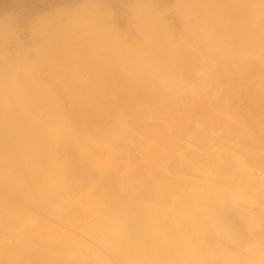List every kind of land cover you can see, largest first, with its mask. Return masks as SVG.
I'll list each match as a JSON object with an SVG mask.
<instances>
[{"label":"rangeland","instance_id":"374dc122","mask_svg":"<svg viewBox=\"0 0 264 264\" xmlns=\"http://www.w3.org/2000/svg\"><path fill=\"white\" fill-rule=\"evenodd\" d=\"M142 79L150 91L135 97L138 107L119 99V89L129 84L138 87ZM155 79H166V92H155ZM150 117L152 133L168 138L166 148L157 153L165 156L161 162L155 156L145 163L137 152L119 144V127L125 122L135 146L149 145L142 136L143 123ZM174 131L182 137L175 138ZM28 141L38 149L48 148L57 164L80 165L77 172H84L79 176L90 172L87 183L82 181L76 191L66 185L68 197L57 190L55 204L38 198L42 207L38 210L33 204L13 201L9 185L18 182L15 152ZM263 145L264 0H0V198H11L5 207L16 214L12 229L0 230V264H31L34 254L42 253L48 255L38 264H58L62 254L45 252L38 241L48 242L64 231L75 242L89 241L80 229L109 225L103 200L110 202L119 193V178L129 169L138 175L136 182L147 179L146 185L164 186L168 209L173 202L170 179L181 175L187 185L199 183L202 176L197 168H203L204 155L211 151L225 156L233 169L212 181L224 192L221 196L227 198L232 189L245 186L246 169L237 160L254 166L250 167L255 181L249 184L260 185L261 180L264 183ZM154 160H158L155 166ZM187 161L192 167L183 174ZM172 163L182 166L180 175L167 174ZM230 173L233 180L227 178ZM255 199L258 203L253 205L234 204L243 211L262 212L263 220L256 225L255 237H248V247L256 242L264 246V202L256 195ZM221 200L224 205L218 207L230 221L229 226L223 225L230 241L217 224L204 223L203 228L213 240L224 234L218 236L221 243H211L214 249L224 248L223 242L237 247L238 241L247 239L246 224L229 201ZM65 208L74 213L69 219L77 229L59 222L56 212L65 214ZM33 232L43 233L41 240ZM74 252L65 256L81 254ZM227 252L236 251L227 248ZM109 259L124 264L118 256ZM200 259L190 253L175 262L199 264L204 258Z\"/></svg>","mask_w":264,"mask_h":264},{"label":"bare ground","instance_id":"6f19581e","mask_svg":"<svg viewBox=\"0 0 264 264\" xmlns=\"http://www.w3.org/2000/svg\"><path fill=\"white\" fill-rule=\"evenodd\" d=\"M155 83L157 84V89L155 92L164 93L167 91L166 79H161V80L155 79ZM147 88L148 86L146 84V81H144L143 79L140 81V84L138 87L134 86V84H129L128 87H122V89H119V99H122L121 101L123 102L125 101V103L128 104L129 106H133L135 105L134 103L136 102L135 101L136 96L139 97L147 93V91H150L149 88L148 89ZM151 90L153 92L154 87ZM129 97L132 98V100L128 99ZM139 101L140 100L137 99V103ZM128 107H126L127 110H128ZM151 119L152 117L145 120L143 123L145 126V129H144L145 136H142V137L145 138L146 140L145 142L149 143V145L146 144V146L145 144L142 146V143H138V145L135 146L136 144L132 142L133 135L131 136L130 129L127 130L128 126L124 127L125 122H122L121 123L122 125H120L119 127L120 128L119 129V144L122 145L123 148L128 149L130 152H135V153L137 152L136 155L139 156L142 160H144L145 163H148L149 161L151 162L152 158L157 157L158 159L159 156L157 153L163 151V149L166 148L163 146L166 144V141L168 139L167 137H166L167 139L164 137V140L166 139V141H164L163 137L159 136L158 134L152 133V130L154 127L151 126L152 125L150 123ZM155 128H158V127H155ZM162 131L164 132V130ZM175 133L176 131H174V135H176ZM191 134H193L194 136V132H188V136H192ZM184 135H187V134L185 133ZM180 136L181 134H177L175 138L179 139ZM171 144L173 145V143ZM179 145L181 144H178L177 147L180 150ZM167 146L171 148V146L169 145ZM200 148L204 149V146ZM200 148H197V149H200ZM47 149L48 148H45L44 145L41 146L40 149H38L34 147V145L28 141L26 144H23L22 147L16 150L15 153L17 155L15 157H17V159H16V163H14L13 165H15L14 168L18 170V171L15 170V172L17 173L15 175H17L16 178L18 182H15L9 185L11 187L10 190L13 192L11 193L13 201L17 200L20 202H25V204H33L38 210L42 208L40 206L39 199L45 200V201L48 200L51 203H54L57 201V198H56L57 190L63 191L64 196L68 197V193H67L68 189L66 188V185H69L70 191H73V190L76 191L78 188H81L84 185V182L82 181H85V183H87L89 177L91 176L90 172H88V175L79 176L78 173L81 174L82 172H84L83 170H81L80 172H77V168H79L80 165L76 166L75 164L72 165V164H67V163L57 164L54 162V160L50 156ZM172 149L174 150V148ZM49 150L51 149L49 148ZM130 152H127V153H130ZM174 152L172 151L173 154H175ZM188 155H189V152H188ZM194 155L195 154H193L192 156ZM185 156H187V154ZM192 156L190 157V160L192 159ZM160 157H162V155ZM160 157H159L160 162L165 159V156H163L164 158L162 157L163 159H161ZM174 157L176 156L173 155V158ZM204 158H205V163L203 164V168L202 169L200 167L197 168V170L198 171L200 170L199 172H201L202 179L199 183H196L193 185H190V184L187 185L186 183H184L183 177H181L180 175L182 170L178 169L179 167L181 168L182 166L181 165H179V167L177 166V163L179 162L172 163L171 167L166 169V171H168L167 174H172V173L177 172L176 175H180V176H173L172 179H170V181L172 182V186L170 187L171 190H170L169 196L173 198V202L170 205L171 206L170 209H168L169 204L167 203V195L165 194V190L163 188L164 186H162L161 183L155 184V185H149L150 184L149 183L146 185V181L148 182L147 179L146 181L145 180L143 181V179H141L142 181L140 180L139 182L138 181L136 182L135 178L138 179V175L135 177L131 169L128 168L130 171H128L126 174H123L121 176V179L119 178V182H120L119 183V193L117 194L114 193L113 196H111L112 200H110V202L104 201L105 198L103 200V203L106 207V212H104L106 213V215L104 214L105 215L104 218L106 219L105 221L109 225L98 224L96 225L94 229L92 228L90 230L88 228L80 229L83 236L89 239V241L80 240V241L75 242L72 235L67 236L65 233L66 231L61 232V230H60L61 233L58 232L60 233L59 235L54 236V238L51 237L52 239L51 240L49 239L50 241L48 240V242L45 240H41L43 233L37 234V232L35 233L33 232L34 236L38 237V240L39 239L41 240V241H38V243L46 247L45 252L48 249V250H53L55 252L59 251L62 254V257H60L61 259L60 261H58V264H113L111 259H109L110 255L111 257L118 256L121 262H123L124 264H185V263H176L175 260L181 259L182 257L186 258L188 255H190V253L195 255L198 258V261L200 259V256L204 258V260L199 262V264H264V248H263L264 246L262 245L263 246L262 247L260 243L256 242L252 244L253 246L248 247V244H249L248 237L250 236L255 237V235H252V234H255V228L257 227L256 225H259L260 222L263 220V217L261 215L262 212H255V211H252L251 209L243 211L242 209H240L241 205H239L240 208H238V206L235 207L236 205H238L237 202H243L244 204H248V205H253V204L258 203L255 199V195L256 197L257 196L260 197L262 201L264 202V195H263L264 193L261 190V189H264V183H262V180H261L260 185L258 183L256 184V186H251L249 184V181L251 179L254 180L255 177L253 176H255L256 174L254 172L255 174L253 175V170L251 169L253 165H250L251 166L250 167L248 164L244 163L245 161L240 162L237 160L238 166H240L241 169H246L245 172L247 174H246L245 186L240 188V187H235L234 185L235 188L230 191L231 194H229V196L225 198L223 197L224 195L221 196V194H223L224 192L219 190L217 187H215L216 185L212 181L216 180L217 176L223 177L224 175L228 174L229 170L232 169L231 168L232 166H230V163H228L229 160L227 161L225 159V156L223 157L221 155H215V153L212 151L207 153V155H204ZM222 158H224L223 159L225 160L224 162L221 161ZM195 159L193 161H195ZM250 160H253V159H250ZM155 161L158 162V160H154L153 166L157 164V162ZM167 161L169 162V160ZM201 161L202 160H200V162ZM197 162L199 163V161ZM191 167H192L191 162L187 161L185 163V166L181 168V169H184L182 173L183 174L190 173ZM262 167L264 168L263 165ZM139 169L141 170V167ZM256 169H260V168H256ZM11 170L12 169L10 168V171ZM179 172L180 174H178ZM138 174L140 175L139 172ZM153 175H155L154 172H153ZM229 177L230 179H232V173H230L227 176V178ZM261 178H263L264 180V173L262 174ZM205 179H209L211 181L205 180ZM227 181H230V180H227ZM103 184L104 183H102V185ZM195 190L196 192L193 193ZM67 197H64L62 199L64 200L68 199ZM221 198L230 202L229 204L231 206V209L234 210V212L243 219V221L245 222L244 224H246L245 225L246 231H248L247 239L245 240L241 239L240 241H238L239 246L237 245V247L232 246L231 244H234V243H231V242L230 243L223 242L225 245H224V248H221V249H214L213 245H211V243H213L214 241H216L217 243L219 242L221 243V241H219L218 239L219 235L222 236L226 234L227 236L226 235L224 236L228 239L227 229H225L223 225L225 226L228 225L230 221L226 215H223L220 213L221 211L219 210L218 206L224 205ZM10 200L9 199L5 200V199L0 198V230L2 231L6 227H9L10 229H12V227L14 226L15 219H16L15 212H11L8 210V207H5V205L10 206ZM36 200L37 202H39L38 204H35ZM220 201L221 203H219ZM235 203L236 205H234ZM16 204L17 203H14L12 204V206ZM49 205L47 204V206ZM58 207H61V206H58ZM66 209L67 208L63 209L65 210V214H61V215H59V213H62V212L57 210L56 213H58L57 218L59 222H61L62 224L70 228L75 227V229H77L74 223L72 222L73 220L69 219L70 215L74 213H72V210L67 211ZM50 215H52V213H50ZM102 216L103 215H101V217ZM29 219H32V218L29 217ZM17 222L18 221H16V224ZM209 222H212L215 225L217 224L218 226L216 227L217 228L219 227V229H221V231L224 233V234H219L215 236L216 240H213L215 238L211 235V233H209L206 229L203 228L204 227L203 224L204 223L209 224ZM208 224H207V227H209ZM49 233H51V231H49ZM68 233L69 232H67V234ZM198 240H200V242L203 241V243L200 244ZM227 248L229 249L231 248L235 250L236 252H234V254H231L227 252ZM73 251L81 253V254L75 257L65 256L66 253L73 252ZM31 254H34V253H31ZM43 255L46 256L48 254L42 253V255H38V257L34 254V258H32V260L30 259L31 264H38V262L40 263L41 261L40 258H43ZM16 256H17V253H16ZM16 258H18V256ZM22 258H20L21 262H23ZM52 258L54 257L52 256ZM14 259H15V256H14ZM26 261H27V258H26ZM11 263L13 262L11 261ZM187 264H190V263L187 262Z\"/></svg>","mask_w":264,"mask_h":264}]
</instances>
